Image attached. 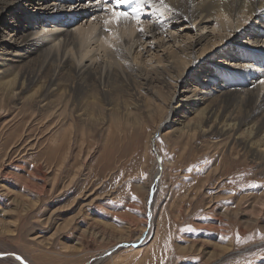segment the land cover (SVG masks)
<instances>
[{"label":"rangeland","instance_id":"rangeland-1","mask_svg":"<svg viewBox=\"0 0 264 264\" xmlns=\"http://www.w3.org/2000/svg\"><path fill=\"white\" fill-rule=\"evenodd\" d=\"M6 107L0 264H264V168L148 116L82 133Z\"/></svg>","mask_w":264,"mask_h":264},{"label":"bare ground","instance_id":"bare-ground-1","mask_svg":"<svg viewBox=\"0 0 264 264\" xmlns=\"http://www.w3.org/2000/svg\"><path fill=\"white\" fill-rule=\"evenodd\" d=\"M112 6L0 0V115L9 102L82 133L148 116L229 151L223 165L264 168V0H131L116 10L142 19L119 23Z\"/></svg>","mask_w":264,"mask_h":264},{"label":"snow or ice","instance_id":"snow-or-ice-1","mask_svg":"<svg viewBox=\"0 0 264 264\" xmlns=\"http://www.w3.org/2000/svg\"><path fill=\"white\" fill-rule=\"evenodd\" d=\"M161 2L163 3V0H161ZM105 3H112L113 6L107 10L111 11L112 17L117 23H119L121 20H128L130 18L136 19L137 22L142 19V17L138 15L140 12L139 8L133 7L131 12L116 10L118 5L129 4L131 3V0H105ZM105 23H108V21H105ZM141 31H143V29H141ZM17 259L22 260L20 257H17Z\"/></svg>","mask_w":264,"mask_h":264},{"label":"water","instance_id":"water-1","mask_svg":"<svg viewBox=\"0 0 264 264\" xmlns=\"http://www.w3.org/2000/svg\"><path fill=\"white\" fill-rule=\"evenodd\" d=\"M129 245V244H128ZM123 246V245H122Z\"/></svg>","mask_w":264,"mask_h":264}]
</instances>
